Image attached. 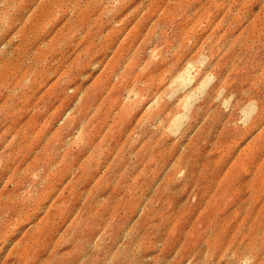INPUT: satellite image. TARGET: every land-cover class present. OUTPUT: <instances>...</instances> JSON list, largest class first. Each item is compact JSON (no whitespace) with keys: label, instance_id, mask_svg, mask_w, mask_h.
<instances>
[{"label":"rangeland","instance_id":"1","mask_svg":"<svg viewBox=\"0 0 264 264\" xmlns=\"http://www.w3.org/2000/svg\"><path fill=\"white\" fill-rule=\"evenodd\" d=\"M0 264H264V0H0Z\"/></svg>","mask_w":264,"mask_h":264}]
</instances>
